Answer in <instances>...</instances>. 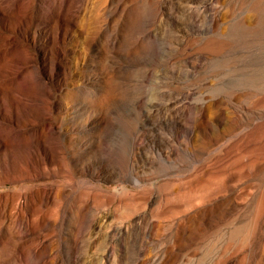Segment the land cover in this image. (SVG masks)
<instances>
[{
  "label": "rangeland",
  "instance_id": "obj_1",
  "mask_svg": "<svg viewBox=\"0 0 264 264\" xmlns=\"http://www.w3.org/2000/svg\"><path fill=\"white\" fill-rule=\"evenodd\" d=\"M0 264H264V0H0Z\"/></svg>",
  "mask_w": 264,
  "mask_h": 264
}]
</instances>
